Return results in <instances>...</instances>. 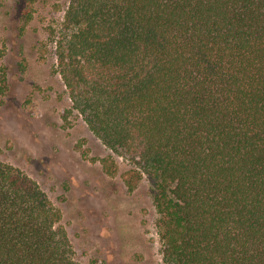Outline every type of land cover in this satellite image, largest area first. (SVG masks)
Instances as JSON below:
<instances>
[{
	"label": "trees",
	"instance_id": "16d2710c",
	"mask_svg": "<svg viewBox=\"0 0 264 264\" xmlns=\"http://www.w3.org/2000/svg\"><path fill=\"white\" fill-rule=\"evenodd\" d=\"M56 53L73 108L150 178L166 264H264V0H70ZM63 218L0 161V264H79Z\"/></svg>",
	"mask_w": 264,
	"mask_h": 264
},
{
	"label": "rangeland",
	"instance_id": "374dc122",
	"mask_svg": "<svg viewBox=\"0 0 264 264\" xmlns=\"http://www.w3.org/2000/svg\"><path fill=\"white\" fill-rule=\"evenodd\" d=\"M69 3L0 0V161L62 208L79 264H166L150 178L90 129L59 71Z\"/></svg>",
	"mask_w": 264,
	"mask_h": 264
}]
</instances>
